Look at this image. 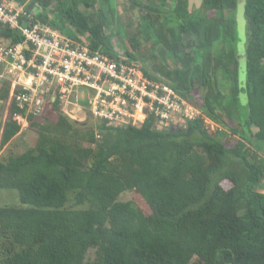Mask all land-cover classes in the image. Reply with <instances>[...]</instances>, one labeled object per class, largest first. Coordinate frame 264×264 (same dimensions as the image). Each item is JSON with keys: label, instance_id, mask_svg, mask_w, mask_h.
<instances>
[{"label": "trees", "instance_id": "1", "mask_svg": "<svg viewBox=\"0 0 264 264\" xmlns=\"http://www.w3.org/2000/svg\"><path fill=\"white\" fill-rule=\"evenodd\" d=\"M123 3L131 14L127 22L115 0H31L28 8L39 7L33 17L54 28L72 27L71 37L86 34L92 50L109 56L117 55L110 36L115 28L128 60L197 105L201 115L162 129L153 113L139 126L91 114L81 122L56 96L30 120L38 127L35 146L0 158V189L16 190L19 199V205L0 206V264H83L89 247L97 251L88 264H264V196L258 194L264 183V0L244 4L243 110L230 15L236 0H200L197 7L189 0ZM0 32L21 39L7 27ZM147 35L171 64H145L156 57L152 47L141 48ZM6 93L1 86L0 98ZM75 109V119L86 112ZM17 110L12 102L1 145L20 129L12 118ZM204 116L218 129H208ZM223 180L231 185L225 188ZM131 190L149 213L119 198Z\"/></svg>", "mask_w": 264, "mask_h": 264}, {"label": "built area", "instance_id": "2", "mask_svg": "<svg viewBox=\"0 0 264 264\" xmlns=\"http://www.w3.org/2000/svg\"><path fill=\"white\" fill-rule=\"evenodd\" d=\"M29 2L0 0V29L7 27L21 35L12 41L0 32V87L8 81L9 100L18 108L12 118L18 124L39 117L56 96L62 106L72 102L74 108L114 125L131 121L139 126L153 113L156 128L162 129L184 126L201 115L197 105L168 84L145 77L126 53L117 50L116 56H109L92 50L86 34L64 35L34 18ZM80 86L88 88L85 103L80 102ZM213 122L204 116L207 127L213 128Z\"/></svg>", "mask_w": 264, "mask_h": 264}, {"label": "rangeland", "instance_id": "3", "mask_svg": "<svg viewBox=\"0 0 264 264\" xmlns=\"http://www.w3.org/2000/svg\"><path fill=\"white\" fill-rule=\"evenodd\" d=\"M27 1H30V0H27ZM189 1L191 3V7H197L200 4V0H189ZM236 2L238 1L236 0ZM115 3H116L115 5L116 10L119 14H121L122 20L124 22L129 21L131 14L130 12H128L127 9L124 8L123 0H115ZM39 9L40 8L37 7L36 5L31 8V10H34V11H38ZM44 10L46 14L50 15L51 17L54 15V10L51 7H47ZM230 15L231 17H233L234 22H235L234 45L236 48V59H237V85L240 88L239 93H238L237 102H238V105H241L242 107L246 105L247 103L246 90L243 88L245 86V79H246V46L245 45H246V40H247V24H246V17L244 15V11L239 6L236 5V8L232 10ZM61 26L62 27L64 26L62 21H61ZM114 30L115 28H113L112 31L110 32L111 42L114 44V46L116 47L118 51L125 53L124 47L121 45V43L119 44V42L115 39L116 35H115ZM129 30L130 32L134 31L135 24L134 25L130 24ZM59 31L64 35H75V31L69 25H65L63 27V30H59ZM152 41L153 40L148 35H147V40H146V37L144 36L143 39L142 38L140 39L141 48L148 49L152 47ZM151 51L156 57H153L152 59H147L145 64L148 67H150V64L152 63L153 60L161 61L168 65L172 63V59L165 52V49L160 44L153 46ZM2 85H3V89L5 88L7 90V93L4 95V97L0 98V140H1L2 129H3L4 123L7 120V117L9 114L8 113L9 106H10L9 103H11L9 100L10 86L8 84V81H4ZM87 91H88V88L84 86H80L78 88V92L81 96L80 102L85 103ZM72 105H73L72 102L71 103L67 102L64 104V108L67 109L66 112H68L67 115L70 118L83 122L85 119H87L88 115L90 116V113L86 111L84 112V115H82V117L79 116L80 119H75L77 118L76 116L78 114H76L75 112L76 109ZM242 110H243V107H242ZM31 118L33 117L29 118V123L19 124L20 129L18 133L14 135L8 143H6L5 145L0 144V158H7L10 155L18 154L30 147L35 146L37 139H38V127L36 125L33 126V124L30 122ZM55 118H56V114H53L49 118V120H54ZM89 118L91 119V117ZM90 119H88V123L91 121ZM38 121H41V120L39 119ZM213 125H214L212 126L213 128L207 127L206 125L205 126L211 131L217 130L218 127L215 125L214 122H213ZM119 126H122V125H119ZM225 141L230 145L233 144V140L229 138L228 136L225 137ZM222 185L225 188H228L231 185V183L227 180H223ZM258 192H259L258 193L259 195L264 196V183L260 186V188L258 189ZM119 198L122 200H129V199L134 200L137 205L143 206V210L145 213L150 212L148 206L143 204V201L139 198L138 194L133 193L132 190L122 192L119 195ZM69 203H71V201ZM4 205H19V199H18L16 190L6 189V188L0 189V206H4ZM86 206H79V207H86ZM96 251H97L96 247H89L85 252L83 264H88L90 261L94 260L96 258Z\"/></svg>", "mask_w": 264, "mask_h": 264}, {"label": "water", "instance_id": "4", "mask_svg": "<svg viewBox=\"0 0 264 264\" xmlns=\"http://www.w3.org/2000/svg\"><path fill=\"white\" fill-rule=\"evenodd\" d=\"M237 1L238 2H236V5L239 6L240 8H242L244 11L245 0H237Z\"/></svg>", "mask_w": 264, "mask_h": 264}]
</instances>
